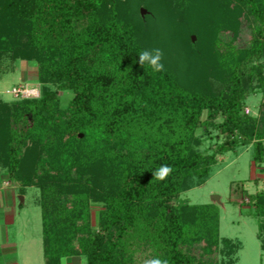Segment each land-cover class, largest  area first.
<instances>
[{
  "label": "trees",
  "instance_id": "obj_1",
  "mask_svg": "<svg viewBox=\"0 0 264 264\" xmlns=\"http://www.w3.org/2000/svg\"><path fill=\"white\" fill-rule=\"evenodd\" d=\"M239 4L257 24L244 46L236 43ZM141 5L154 13L148 23ZM158 36L167 56L212 68L215 88L190 89L164 69L141 66L143 45L156 48ZM11 56L38 67L42 93L0 101V170L22 196L40 191L46 264L74 256L87 264L154 257L206 264L190 247L216 246L220 209L181 195L205 185L218 157L241 147L253 146L255 163L264 165V105L261 118L245 113L248 99L264 94V0H0V79ZM60 91L73 94L66 106ZM203 135L215 140L208 152L200 150ZM31 149L39 150L31 156ZM163 166L171 172L161 180L154 174ZM93 175L106 204L99 232L81 224L88 201L69 190ZM252 199L264 250V192Z\"/></svg>",
  "mask_w": 264,
  "mask_h": 264
},
{
  "label": "rangeland",
  "instance_id": "obj_2",
  "mask_svg": "<svg viewBox=\"0 0 264 264\" xmlns=\"http://www.w3.org/2000/svg\"><path fill=\"white\" fill-rule=\"evenodd\" d=\"M129 1L134 2V0H119L121 5ZM237 8L240 15L238 17L239 33L236 43H242L244 46L245 43L249 44L253 41L257 24L246 7L239 4ZM139 10L141 20L148 23V18L150 19L154 14L153 11L145 5H141ZM142 10H145L146 13L142 14ZM228 28V24L225 23L224 33L233 35V33L228 32ZM161 36H158L159 39L155 41L156 48L161 49L163 53L165 52L163 46L166 39L161 38ZM197 42L198 37L193 36L194 47L198 44ZM153 45L149 46L150 49L146 44L143 46L147 50H152L155 49ZM14 58L13 56L6 57L2 62L4 73L0 79V101L9 103L16 100L34 99L29 96H38L39 94L41 96L42 84L38 81V67L28 59L19 56ZM262 62L264 63V59ZM161 63L164 65V70L175 75L187 88L195 89L205 82L209 84L208 89L213 90L215 88L212 85L215 81L211 79L215 75L212 68L184 65L187 62L183 56H178L176 59L167 56V53H163ZM59 95L63 101V106L69 104L73 98V94L70 92L60 91ZM262 104L264 105V94L250 97L246 102L245 113L261 118L259 111ZM205 119L206 114L203 116V120ZM212 132L216 137L217 133H214L213 129ZM201 133H203L202 130L198 132V136ZM214 144L215 140L204 137L200 150L208 152ZM252 148L253 146L241 147L236 152L219 156L218 164L214 167L212 176L207 183L181 195L183 201L195 205L214 203L220 209V234L216 246L214 243L205 240L201 244H194L190 247L191 253L200 262L206 264H264V250L261 248V241L258 238L259 222L257 218L252 216L256 205L253 204L254 199L252 197L264 192V165L262 167L257 166ZM36 150L39 149H31V156H34ZM77 171H82L81 167L74 172V176H76ZM2 173L3 171L0 170V177ZM53 176L59 179L57 176ZM47 179L48 177H44V182ZM91 180V183L83 182L69 190L73 192V188H78L79 192H82L79 197L88 201V217L81 224L88 222L93 231L99 232L98 222L101 214L106 210V204L102 202L104 190L97 185L96 176L93 175ZM17 190L16 194H19V190ZM76 191L74 190V192ZM22 198H25V202H22ZM39 200L40 191L37 188L25 190L23 196L20 194L17 206V224L8 233L14 241L17 239L19 242V249L22 250L20 253L21 264H23V257L26 253L30 256L29 264H46L43 247V214ZM175 204L178 207L182 205L179 199L176 200ZM185 221L189 226L194 224L191 217L186 218ZM222 240H231L234 244L226 246ZM139 255L141 258L138 259L144 260V254ZM73 258L75 259L74 264H87L83 257L74 256Z\"/></svg>",
  "mask_w": 264,
  "mask_h": 264
},
{
  "label": "crops",
  "instance_id": "obj_3",
  "mask_svg": "<svg viewBox=\"0 0 264 264\" xmlns=\"http://www.w3.org/2000/svg\"><path fill=\"white\" fill-rule=\"evenodd\" d=\"M16 190L17 187L3 172L0 177V264H21L20 253L22 250L19 249V242L17 239L14 241L8 235L10 229H14L16 226L18 219L17 206L20 193L16 194ZM22 202H25V198H22ZM72 259H63L62 264H74L75 259ZM29 261L30 256L26 253L23 257V264H29Z\"/></svg>",
  "mask_w": 264,
  "mask_h": 264
},
{
  "label": "clouds",
  "instance_id": "obj_4",
  "mask_svg": "<svg viewBox=\"0 0 264 264\" xmlns=\"http://www.w3.org/2000/svg\"><path fill=\"white\" fill-rule=\"evenodd\" d=\"M162 56V50L159 48L144 50L139 54V63L141 66L144 64H148L154 71L160 72L164 68L163 63H161ZM170 172V167L163 166L154 175L163 180ZM146 264H166V261L161 260L159 257H154L146 261Z\"/></svg>",
  "mask_w": 264,
  "mask_h": 264
},
{
  "label": "built area",
  "instance_id": "obj_5",
  "mask_svg": "<svg viewBox=\"0 0 264 264\" xmlns=\"http://www.w3.org/2000/svg\"><path fill=\"white\" fill-rule=\"evenodd\" d=\"M19 93H21V92H19ZM18 96H19V95H18ZM22 96L25 97L24 95H22ZM29 97H30V98L33 97L34 99H35V98H40V94H39L38 96H29Z\"/></svg>",
  "mask_w": 264,
  "mask_h": 264
},
{
  "label": "water",
  "instance_id": "obj_6",
  "mask_svg": "<svg viewBox=\"0 0 264 264\" xmlns=\"http://www.w3.org/2000/svg\"><path fill=\"white\" fill-rule=\"evenodd\" d=\"M146 12H145V10H142V14H145ZM195 39V38H194Z\"/></svg>",
  "mask_w": 264,
  "mask_h": 264
}]
</instances>
